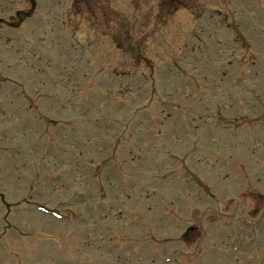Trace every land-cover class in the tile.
I'll return each mask as SVG.
<instances>
[{
    "label": "rangeland",
    "instance_id": "obj_1",
    "mask_svg": "<svg viewBox=\"0 0 264 264\" xmlns=\"http://www.w3.org/2000/svg\"><path fill=\"white\" fill-rule=\"evenodd\" d=\"M31 2L0 0V264H264V0H33L13 28Z\"/></svg>",
    "mask_w": 264,
    "mask_h": 264
}]
</instances>
